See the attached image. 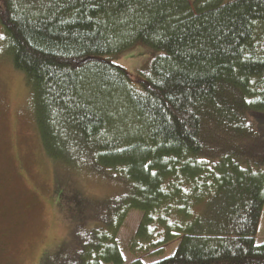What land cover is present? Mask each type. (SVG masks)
<instances>
[{
  "label": "trees",
  "instance_id": "trees-1",
  "mask_svg": "<svg viewBox=\"0 0 264 264\" xmlns=\"http://www.w3.org/2000/svg\"><path fill=\"white\" fill-rule=\"evenodd\" d=\"M0 26L47 159L128 186L74 200L56 264H124L130 211L131 264L177 240L150 264H264V150H246L264 146V0H0ZM138 43L155 57L135 82L111 59Z\"/></svg>",
  "mask_w": 264,
  "mask_h": 264
},
{
  "label": "rangeland",
  "instance_id": "rangeland-1",
  "mask_svg": "<svg viewBox=\"0 0 264 264\" xmlns=\"http://www.w3.org/2000/svg\"><path fill=\"white\" fill-rule=\"evenodd\" d=\"M154 57L155 51L138 43L111 61L131 73L136 82ZM250 121L258 140L264 141V119L251 117ZM249 145L246 150L252 159L247 158L248 164H262L264 146H257L253 139ZM127 187L104 169H89L85 164L65 167L47 159L23 74L13 67L0 39V264H56L74 227V200L95 204L119 199ZM141 217V212L130 211L118 232L124 264L135 261L129 242ZM255 243L264 244V207ZM177 244L178 240L171 242L158 256L151 250L138 260L143 264L159 261L170 256Z\"/></svg>",
  "mask_w": 264,
  "mask_h": 264
},
{
  "label": "snow or ice",
  "instance_id": "snow-or-ice-1",
  "mask_svg": "<svg viewBox=\"0 0 264 264\" xmlns=\"http://www.w3.org/2000/svg\"><path fill=\"white\" fill-rule=\"evenodd\" d=\"M0 39H3V36H0Z\"/></svg>",
  "mask_w": 264,
  "mask_h": 264
}]
</instances>
